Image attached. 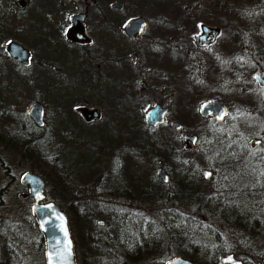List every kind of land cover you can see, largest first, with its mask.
Returning a JSON list of instances; mask_svg holds the SVG:
<instances>
[{"label":"flooded vegetation","instance_id":"flooded-vegetation-1","mask_svg":"<svg viewBox=\"0 0 264 264\" xmlns=\"http://www.w3.org/2000/svg\"><path fill=\"white\" fill-rule=\"evenodd\" d=\"M166 1L0 0V95L30 93L45 96L50 103L47 106L43 100L37 99L30 102V105L34 101L43 104L45 123L42 127L30 118V105L26 113L16 119L12 114L4 115L2 125L6 119L10 125H15L10 132L14 140L23 132L28 134L32 126H47L51 141L60 140L62 143L69 142L74 133L83 130L82 127L106 128L101 134H108L107 138H114L126 150L128 147L123 145L130 138L133 142L136 139L141 141L149 138L151 132L164 131L170 138H183L188 133L182 132V128H174L175 121L169 117L172 101H167V94L174 95L171 90L178 87L183 51L189 59H197L201 64L202 57L196 53L207 49L210 66L215 58L218 63L221 59L225 64L228 83L223 92L238 98L228 104L213 98L221 100L226 108L222 121L216 120L213 114L203 116L198 111V115L206 126L214 127L216 123L228 121L232 126L245 128V135L251 128L261 129L252 140L244 138L241 133L237 140L229 141L228 138L224 159L229 167L243 166L247 174L258 175L260 178L255 186L263 195L264 57L263 47L258 49L257 42L251 40L258 30L257 20L254 27H239L232 31L231 46L225 44L226 50H219L216 42L221 29L216 25L201 24L196 38L193 32L188 34L187 27L172 28L169 30L171 34L167 35L166 27H162V17L156 20L161 27L152 28L148 11L151 7L161 9ZM245 1L251 4L247 9L256 15L259 0ZM137 17L143 18L146 24L140 33H131L125 26ZM247 17L246 21L251 25ZM202 25L216 28L217 33L210 32L200 40ZM10 43L21 46L16 50L18 54L10 53L7 47ZM156 104L166 107L167 113L163 124L152 126L147 123L145 115ZM81 107L96 109L99 117L86 119ZM94 133L96 138H102L98 132ZM127 135H130L128 139ZM113 152L111 165L117 167L120 175L125 171L126 161L134 158L135 153ZM172 158L175 163L179 162L176 156ZM155 163L156 177L166 185L171 178L167 163L161 159H156ZM159 167L165 170L167 182L157 175ZM210 171L211 177L213 171ZM113 177L117 181L119 176L113 173ZM23 199L29 200L31 206L30 198ZM258 204L259 215L253 221L263 235L264 198ZM258 254H264V249ZM83 260L88 264L86 250ZM125 261V264H131L128 259Z\"/></svg>","mask_w":264,"mask_h":264},{"label":"rangeland","instance_id":"rangeland-1","mask_svg":"<svg viewBox=\"0 0 264 264\" xmlns=\"http://www.w3.org/2000/svg\"><path fill=\"white\" fill-rule=\"evenodd\" d=\"M249 5H251L250 2L245 0H167L161 9L151 7L148 15L152 28L161 27V25H157L159 23L156 20L158 17H162L164 22L162 27H166L167 35L171 34L169 30L172 28L178 30L180 27H187L188 34L193 32L194 38H196L197 30L199 31L201 24L219 26L221 36L216 42V47L219 50H226L225 44L226 47L231 46L232 31L239 27H254L256 19L258 30L251 36V40L257 42L255 46L258 49L263 47L262 57H264V0H259L256 15H253L252 10L247 9ZM247 16L252 22L251 25L246 21ZM196 55L199 58L202 57L203 63H198L197 59H189L183 51L178 87L171 90L174 95L169 92L167 94V101H172L170 120L180 122L186 128L184 133L196 134L188 132V130L195 127L202 129L203 134H196L198 140L195 144V152L189 156L178 153L167 159L161 152H157V148L150 147L149 138L141 141L136 139L134 142L130 138L131 141L129 140L127 144L123 145V147H128L129 150H126L122 148L121 144H117L114 138H107L108 134H101L106 132V128L82 127L83 130L74 133L67 144L82 138L84 151L76 155L74 148L70 146L62 159L73 164L78 161L83 162L76 169L68 167L69 170H72L69 176L62 172L61 179L65 182L64 186L55 185L56 179L49 172L48 179H45L47 199L61 198V192L65 190L63 198L66 200H85L97 208L107 209L119 223V218H122L124 229L133 237L141 238L140 240L145 239L142 240L143 243L152 249L143 258L141 264H161L159 262H165L169 257L180 255L179 251L182 247L188 248L190 244L196 242L202 248H207L210 255L223 252L220 255V260L225 253L231 252L230 249L239 250L248 256L261 255L258 252L264 249V234L260 233L258 224L255 220L253 221L254 217L259 215V200L264 198V193L262 195L255 186L260 177L258 175L251 176L249 173L248 175L243 166L241 168L239 165H237L239 168L229 167L228 161L224 159L228 138H230L229 141L237 140L242 134L244 138L252 140L261 129L251 128L245 135V128L232 126L228 121L216 123L214 127H211L210 124L204 125V120L198 115V108L203 101L219 98L228 104L234 99L237 100L238 97L223 92L226 83H228L224 62L219 59L218 63L215 58L213 67L210 66L207 49L201 50ZM90 97L94 98V96L88 98ZM35 99L43 100L47 106L50 104L47 97L42 95L36 96L30 93L0 95V160L8 165L11 175H17L18 182L19 176L22 175L27 164L16 163L15 150L6 145L16 143L10 134L15 125H10L6 119L3 126L2 120L4 115L12 114L13 119L22 116L26 113L30 102ZM48 108L50 109V107ZM5 125L8 126L5 127ZM207 127L210 129V133L204 131L208 130ZM74 128L78 129L79 127ZM95 131L102 135L101 139L95 137ZM157 135L166 134L164 131H159ZM129 137L130 135H127V139ZM67 144L61 143L60 140L51 141L48 143L46 153L56 161L58 149L62 145L67 147ZM183 147L191 148L189 142H185ZM152 149L155 152L151 151ZM118 150L135 153L134 158L126 161L125 171L120 175L117 174V167L111 165L115 154L113 151ZM175 156L179 159L178 163H175L172 158ZM156 159H165L166 165L172 173L176 172L174 169L181 165H185L187 169L195 168L196 177L199 179L202 189L210 194L212 207L203 209L191 199L188 201H183V198L178 199L172 189L166 191L165 199L150 201L147 194L140 190L143 185L146 187L147 185L158 186ZM1 166L0 163V215L11 225L16 226L15 229L13 228V233H10L8 241L14 245L16 250L18 249L17 252H19L23 264H44V247L43 243L39 244L41 235L33 230L27 222L29 213L26 208L30 205V201L19 198V194L27 189L25 190L24 186L17 181L12 185L8 184L9 187L6 189L5 186L9 178ZM91 168H103L104 173L94 171L90 176L85 175L84 173ZM203 169H211L212 176L204 179L201 175ZM113 173L116 174V177L119 176L117 181L113 177ZM225 206H233L236 208L234 214L236 212H241V214H238V217L233 221L224 218V215L221 217L219 208ZM97 219L102 218L96 217L93 229L99 232L96 224ZM235 222H238L237 226ZM20 226L24 231L20 230ZM107 226L110 228L109 224ZM71 233L74 237L78 232L71 229ZM181 235H184L182 239H180ZM115 237L119 238V242L126 243L124 231L121 230L118 236L115 234ZM121 255L119 253L118 258ZM262 257L264 254L255 260L252 258L253 264H264Z\"/></svg>","mask_w":264,"mask_h":264},{"label":"trees","instance_id":"trees-1","mask_svg":"<svg viewBox=\"0 0 264 264\" xmlns=\"http://www.w3.org/2000/svg\"><path fill=\"white\" fill-rule=\"evenodd\" d=\"M48 130L49 129L47 126L43 128L32 126L28 134L23 132V135L19 136L18 139L15 140L16 143L6 145H9L12 147L11 149L15 150L17 156L16 163L21 162L27 164L24 171H31L41 174L44 180L48 179L49 172L50 175L54 176L56 179L55 185L60 187V185L64 186L65 184L64 180L62 181L61 179L63 173L69 176V173L72 171L69 169H76L77 166H80V163L83 162L78 161L73 164L69 163L64 158L62 159V157L70 146L74 148L76 155L83 152L84 148L82 143H84V141L82 138H78L80 140H76L69 145L64 143L67 144V147L62 145L60 149L57 148L58 159L55 161L48 156L49 154L46 153L48 143L51 142L50 132H48ZM185 131L186 128L182 126V132ZM204 131L210 133V129ZM188 132L196 133L197 135L203 134L202 129H196V127L190 131L188 130ZM183 144H185V142L182 138H177L175 140L173 137L170 138L169 135L158 136L153 132H151L149 136L150 147L157 148V152H161L162 155H164V157L167 159L171 155L178 153L187 154L189 156L195 152V146L194 148H185L183 147ZM151 151L155 152L154 149ZM163 161L165 162V159ZM0 163L2 165L1 167L4 168L7 177L9 178L8 183L5 186L6 189H8L9 185H12L17 181V175H11L9 173L10 168L8 165L3 163L1 160ZM68 167L70 168L68 169ZM94 171L104 173L103 168H91L88 169V171L84 174L90 176L92 173H94ZM168 171L171 177L169 183L165 185L160 180H158V186H154L152 184L153 186L147 185L146 187L143 185V188L140 190V192L147 194L149 197L148 199L153 201L165 199V195L167 194L166 191L168 189H172L178 199L183 198V201H188L191 199V201L195 202L197 206L203 209H210L212 207L210 204V194L208 191L202 189L201 183L196 177L197 171H195V168L190 167V169H187L185 168V165H181L179 168L177 167L174 169L176 172L172 173L169 167ZM20 177L21 175L19 176V182L17 181L19 184H21ZM64 191L65 190L61 192V198H56L57 200L55 199L54 201L60 204L67 212L69 225L72 231L74 230L75 232H78L74 237L72 235L77 264H85L83 260L84 250L88 252V260H86L88 264H125L126 259H128L131 264L142 263L143 258L152 250L143 243L144 241L142 240L145 239L140 240L141 238L133 237L131 233L124 229V224L121 220L122 218H119V223L118 220L114 219L113 214L109 213V211L105 208H97L93 204L88 203V201L81 199H64ZM146 191L150 192L147 193ZM19 198L22 199L21 197ZM235 209L236 208L233 206H225L224 208L221 207L219 208V215H221V217L224 215V218H229L230 221H233L238 217V214H241V212H236L237 215L234 214L236 211ZM26 211L29 213V221H27L28 224H30V227L33 230H35L37 233H40L31 215L30 205L26 208ZM96 217L102 218L104 220L103 225L97 224V229L99 232L93 229V225L95 223L94 220ZM108 224L110 228H108ZM235 224L237 226L238 222H235ZM15 227V225H11L9 221L0 215V264H23L22 259L19 256V252H17L18 249L16 250L14 245L8 241L9 235L11 232L13 233V228L15 229ZM151 229H153V226H151ZM20 230L24 231L22 226H20ZM121 230L124 231L126 235V243L124 244L119 242V238L115 237V234L118 236ZM183 236L184 235H181L180 239H182ZM40 237L41 241H39V244L43 243L42 236ZM207 251V248H202L199 243L196 242L190 244L188 248L185 246L182 247L179 253L180 255L186 256L199 264H223L219 259L223 252L210 255ZM229 251L233 252L237 258L241 259L243 264H253V259L255 260L257 257H261V255H244L239 250L233 251L230 249ZM119 253L122 255L118 258ZM159 263L164 264V261Z\"/></svg>","mask_w":264,"mask_h":264},{"label":"water","instance_id":"water-1","mask_svg":"<svg viewBox=\"0 0 264 264\" xmlns=\"http://www.w3.org/2000/svg\"><path fill=\"white\" fill-rule=\"evenodd\" d=\"M145 24L146 22L143 18L137 17L131 19L125 27L126 30L131 33L135 31L140 33ZM202 30L203 33L200 36V40H203L210 32H212L213 35L217 33L216 28L207 25H202ZM7 47L12 55L18 54L16 50L21 48V46L15 43H10ZM80 110L86 119L99 117V113L96 109L81 107ZM198 111L203 116L213 114L216 120L222 121L226 113V108L221 100L210 99L203 101ZM166 113V107L156 104L146 112L145 118L148 124L157 126L164 123ZM28 114L38 127L44 125V107L41 102H32L28 109ZM173 126L176 130L182 128V124L178 121H175ZM182 139L184 142H189L190 147L194 148L198 137L196 134H185ZM206 173L211 174L210 169H203L201 171V175L204 179L210 177V175H206ZM157 175L163 182L168 181V176L162 167L158 168ZM20 183L25 186L27 190L26 192L20 193L19 197L30 198L32 200L31 215L43 239L45 264H77L68 214L65 209L54 200H46L45 180L43 177L38 173L24 171L20 177ZM96 222L98 225L104 224V220L102 219H97ZM221 262L223 264H243L242 260L237 259L232 252L223 255L221 257ZM164 264L199 263L186 256L175 255L165 260Z\"/></svg>","mask_w":264,"mask_h":264},{"label":"snow or ice","instance_id":"snow-or-ice-1","mask_svg":"<svg viewBox=\"0 0 264 264\" xmlns=\"http://www.w3.org/2000/svg\"><path fill=\"white\" fill-rule=\"evenodd\" d=\"M206 175H210V173H206Z\"/></svg>","mask_w":264,"mask_h":264},{"label":"bare ground","instance_id":"bare-ground-1","mask_svg":"<svg viewBox=\"0 0 264 264\" xmlns=\"http://www.w3.org/2000/svg\"><path fill=\"white\" fill-rule=\"evenodd\" d=\"M24 192H26V191H24ZM49 199V198H48ZM46 200H47V198H46Z\"/></svg>","mask_w":264,"mask_h":264}]
</instances>
